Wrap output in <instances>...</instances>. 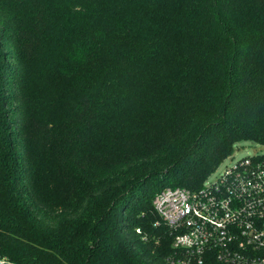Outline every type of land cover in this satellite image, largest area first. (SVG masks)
Listing matches in <instances>:
<instances>
[{
  "label": "trees",
  "instance_id": "trees-1",
  "mask_svg": "<svg viewBox=\"0 0 264 264\" xmlns=\"http://www.w3.org/2000/svg\"><path fill=\"white\" fill-rule=\"evenodd\" d=\"M242 141L264 147V0H0V257L172 264L156 194Z\"/></svg>",
  "mask_w": 264,
  "mask_h": 264
},
{
  "label": "built area",
  "instance_id": "built-area-1",
  "mask_svg": "<svg viewBox=\"0 0 264 264\" xmlns=\"http://www.w3.org/2000/svg\"><path fill=\"white\" fill-rule=\"evenodd\" d=\"M153 205L155 226L172 237L170 263L264 264V155L243 158L200 190L165 188Z\"/></svg>",
  "mask_w": 264,
  "mask_h": 264
},
{
  "label": "rangeland",
  "instance_id": "rangeland-1",
  "mask_svg": "<svg viewBox=\"0 0 264 264\" xmlns=\"http://www.w3.org/2000/svg\"><path fill=\"white\" fill-rule=\"evenodd\" d=\"M261 154L264 155V147L254 141H242L239 142L234 149L233 156L226 160L219 169L212 174L207 181L214 180L219 174L223 173L227 168L234 166L241 162L243 158ZM206 181V182H207Z\"/></svg>",
  "mask_w": 264,
  "mask_h": 264
}]
</instances>
